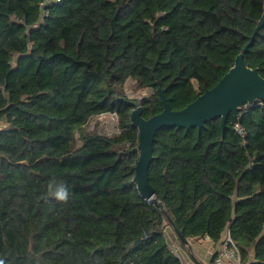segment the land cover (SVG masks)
Segmentation results:
<instances>
[{
    "label": "trees",
    "instance_id": "16d2710c",
    "mask_svg": "<svg viewBox=\"0 0 264 264\" xmlns=\"http://www.w3.org/2000/svg\"><path fill=\"white\" fill-rule=\"evenodd\" d=\"M42 1L0 0V264H182L166 214L187 238L229 229L243 263L264 264V101L230 113L224 134L221 118L157 132L149 179L165 213L134 181L124 99L129 77L154 88L148 118L160 89L177 110L215 86L264 0H61L45 16ZM245 61L264 77V27ZM104 113L117 133L87 128Z\"/></svg>",
    "mask_w": 264,
    "mask_h": 264
},
{
    "label": "water",
    "instance_id": "95a60500",
    "mask_svg": "<svg viewBox=\"0 0 264 264\" xmlns=\"http://www.w3.org/2000/svg\"><path fill=\"white\" fill-rule=\"evenodd\" d=\"M262 27H264V12L257 22L250 42L235 57L234 65L215 86L206 89L182 109H172L162 89H160V96L163 102V110L148 118L143 115L144 107L140 99L128 96L124 98L133 106L131 119L139 129V143L134 148L139 151V157L135 165L134 181L142 197L150 200L162 211L165 212L164 204L155 196L156 190L149 179L150 164L155 158L154 142L157 132L164 127L176 126L187 129L197 127L201 130L206 122L221 118L224 134L230 113L238 115L244 104L254 103L257 100L264 101V77L258 67H250L245 61V54ZM130 79L131 77L125 83L127 84ZM147 91L149 95L155 92L152 87H147ZM112 114L115 118L118 117L117 113ZM100 133H102V130ZM77 136H79V133H77ZM81 144L82 142L79 140L77 147H80ZM166 215L180 242L184 245L188 244L187 237L175 225L171 216ZM140 242L141 239L136 240L134 247L138 246Z\"/></svg>",
    "mask_w": 264,
    "mask_h": 264
},
{
    "label": "crops",
    "instance_id": "0c3cea01",
    "mask_svg": "<svg viewBox=\"0 0 264 264\" xmlns=\"http://www.w3.org/2000/svg\"><path fill=\"white\" fill-rule=\"evenodd\" d=\"M165 234L168 244L178 245L182 264H215L214 257L223 245L226 232L218 241L206 236L188 237L189 243L186 245L180 242L172 225L166 227Z\"/></svg>",
    "mask_w": 264,
    "mask_h": 264
},
{
    "label": "built area",
    "instance_id": "2783aa9c",
    "mask_svg": "<svg viewBox=\"0 0 264 264\" xmlns=\"http://www.w3.org/2000/svg\"><path fill=\"white\" fill-rule=\"evenodd\" d=\"M59 1L61 0H43L41 4V7L43 9L42 15L45 16L49 14V11H48L49 4L54 3V2H59ZM248 104L250 103L244 104L242 109ZM235 130L240 135L245 137V134H246L245 129H244V126L240 122H237L235 124ZM205 236L211 238L209 235H205ZM168 249L171 253L179 257L177 244L169 243ZM214 258H215L214 259L215 264H244L240 247L233 240L229 229L226 231V235H225L221 249L216 253Z\"/></svg>",
    "mask_w": 264,
    "mask_h": 264
},
{
    "label": "rangeland",
    "instance_id": "374dc122",
    "mask_svg": "<svg viewBox=\"0 0 264 264\" xmlns=\"http://www.w3.org/2000/svg\"><path fill=\"white\" fill-rule=\"evenodd\" d=\"M126 96L131 98H144L150 96L147 88H140L136 79L131 78L128 83L124 84ZM5 125V119H0V128ZM89 130L97 128L102 134L112 135L118 132V119L112 113H104L93 116L87 124ZM79 142V141H78Z\"/></svg>",
    "mask_w": 264,
    "mask_h": 264
},
{
    "label": "clouds",
    "instance_id": "9594fccd",
    "mask_svg": "<svg viewBox=\"0 0 264 264\" xmlns=\"http://www.w3.org/2000/svg\"><path fill=\"white\" fill-rule=\"evenodd\" d=\"M59 198L60 199H66V190L65 189H61V191H60V194H59Z\"/></svg>",
    "mask_w": 264,
    "mask_h": 264
}]
</instances>
